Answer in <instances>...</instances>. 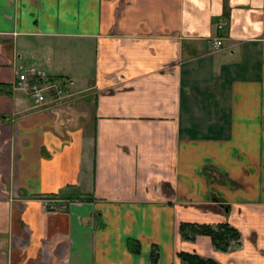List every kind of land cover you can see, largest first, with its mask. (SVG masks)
Here are the masks:
<instances>
[{
  "label": "crops",
  "instance_id": "obj_1",
  "mask_svg": "<svg viewBox=\"0 0 264 264\" xmlns=\"http://www.w3.org/2000/svg\"><path fill=\"white\" fill-rule=\"evenodd\" d=\"M30 65L71 79L60 107L12 87ZM219 221L238 245L180 236ZM181 249L264 264V0H0V264Z\"/></svg>",
  "mask_w": 264,
  "mask_h": 264
},
{
  "label": "built area",
  "instance_id": "obj_2",
  "mask_svg": "<svg viewBox=\"0 0 264 264\" xmlns=\"http://www.w3.org/2000/svg\"><path fill=\"white\" fill-rule=\"evenodd\" d=\"M217 33L208 37L213 49L222 46L226 38L227 27L224 19L216 23ZM71 79L63 76L47 73L35 66L19 67L17 80L12 84L14 88L23 89L33 99L35 106H42L49 109L60 107L68 96L67 86Z\"/></svg>",
  "mask_w": 264,
  "mask_h": 264
},
{
  "label": "trees",
  "instance_id": "obj_3",
  "mask_svg": "<svg viewBox=\"0 0 264 264\" xmlns=\"http://www.w3.org/2000/svg\"><path fill=\"white\" fill-rule=\"evenodd\" d=\"M180 236L183 239L192 240L196 234H207L215 248L227 250L239 244L240 233L237 228L228 222H181L179 226ZM137 250V247L134 248ZM177 256L181 264H220L216 260L203 257L188 250H178ZM151 264H157L158 253L153 250L150 254Z\"/></svg>",
  "mask_w": 264,
  "mask_h": 264
}]
</instances>
